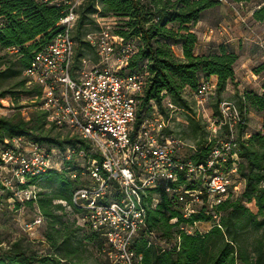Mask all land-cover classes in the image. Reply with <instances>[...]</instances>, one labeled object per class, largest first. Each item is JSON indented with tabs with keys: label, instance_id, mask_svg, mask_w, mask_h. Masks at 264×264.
<instances>
[{
	"label": "trees",
	"instance_id": "16d2710c",
	"mask_svg": "<svg viewBox=\"0 0 264 264\" xmlns=\"http://www.w3.org/2000/svg\"><path fill=\"white\" fill-rule=\"evenodd\" d=\"M218 6L222 5L217 0H88L86 5L83 1L78 9L74 34L76 68H80L82 60L89 55L86 51L91 50L94 54L91 46L83 40L86 33L91 32L83 29L88 26L90 16L104 18L111 14L123 18L121 26L111 32L124 41H134L136 49L118 74L120 78L139 74L145 80L142 95L135 98L134 130L144 117L151 114L153 105L168 120L169 110L164 105L168 100L174 108L189 114L186 125L194 146H188L193 148L187 159L195 164L208 157L216 140L195 119L194 105L186 100L185 90L193 96L201 79L216 77L212 107L217 120L218 105L224 100L227 84L236 85L234 66L239 56L231 48L219 45L206 53H196L198 38L192 32V26L200 20L203 12ZM62 17V8L37 0H0V100L11 96L31 101L39 96L40 91L36 88L25 87L23 72L34 55L59 33L57 24ZM252 19L264 25V3L252 13ZM82 31L85 32L83 35ZM13 47L17 51L9 52ZM175 47L181 48L180 57L176 55ZM262 69L264 66L253 69V72L258 74ZM12 81L14 83H7ZM235 98L234 103L245 115L247 123L236 129V160L228 161L224 171L235 168L234 179L243 182L241 192L236 197H227L209 212L203 209L188 219L182 217L178 203L163 193L159 195L158 204L146 210V225L149 232L170 248L148 246L146 238L141 236L133 245L136 255L141 257L139 264H264V92L248 91ZM21 108L24 107L18 109ZM250 109L261 116V130L248 135ZM45 124L48 125L46 116L39 110L30 114L27 121L20 113L0 117V145L15 138H26L43 145L48 151L55 148L62 153L77 144L85 151L89 149L74 136L68 141L49 138L41 133ZM225 133L226 128L222 127L216 137L224 138ZM71 172L77 174L75 179L70 177ZM80 179L79 170L72 167L71 162H65L62 170L51 169L42 176L29 179L26 185L55 181L58 190H38L34 200L23 203L18 202L12 190L0 181L3 193L0 196V217L6 214L7 202L11 201L14 210H18L21 204L36 209L37 216L44 223L42 241L38 243L24 235L6 240L4 225L0 223V264H86L83 255L88 244L93 245L96 254L103 258L95 264H113L105 255L104 239L78 223L81 212L72 206L71 198L81 183ZM156 195L149 192L145 200L147 206ZM251 205L253 209L249 207ZM67 212L73 216L72 221L65 219ZM207 222L210 229L203 234L186 235L179 231L180 226ZM83 228H88L87 235H83Z\"/></svg>",
	"mask_w": 264,
	"mask_h": 264
},
{
	"label": "built area",
	"instance_id": "2783aa9c",
	"mask_svg": "<svg viewBox=\"0 0 264 264\" xmlns=\"http://www.w3.org/2000/svg\"><path fill=\"white\" fill-rule=\"evenodd\" d=\"M37 1L62 8L63 17L57 24L59 33L34 55L23 72L25 87L40 91L31 100L33 108L45 114L49 126L70 131L89 147L85 151L77 144L60 153L63 164L71 162L81 176L71 198L72 206L81 212L78 223L104 239L105 255L111 263L139 264L141 257L136 255L133 245L141 236L148 246L170 248L146 225V210L158 204L159 195L163 193L178 203L182 217L188 219L198 213V205L209 212L227 197L241 192L239 181L231 177L235 168L229 172L224 168L228 161L236 160V129L246 125L245 115L233 101L222 100L218 105L219 118L208 120V132L216 140L208 157L197 164L182 157L184 144L166 135L168 120L156 106L134 130L135 98L142 95L145 80L139 74L121 78L118 74L135 52L134 41H124L108 27L86 33L83 40L91 46L97 61L89 66L90 60L83 59L72 79L74 32L78 9L85 0ZM217 1L232 6L231 0ZM16 51L14 47L9 50ZM214 95L215 84L201 79L192 100L194 111L204 120L203 113ZM164 105L169 114L175 109L168 100ZM222 127L226 128L225 136L218 138ZM52 152L26 138L0 145V181L12 190L18 202L36 198L38 190L26 186L27 181L54 169ZM70 177L75 179L77 174L71 172ZM150 191L157 195L147 206L145 200ZM41 224L42 218L37 216L25 229ZM198 224L180 226L179 231L186 235L205 233L207 230L197 229Z\"/></svg>",
	"mask_w": 264,
	"mask_h": 264
},
{
	"label": "rangeland",
	"instance_id": "374dc122",
	"mask_svg": "<svg viewBox=\"0 0 264 264\" xmlns=\"http://www.w3.org/2000/svg\"><path fill=\"white\" fill-rule=\"evenodd\" d=\"M88 0L84 1V5H86ZM264 3V0H242L241 2L238 0H231L232 6L229 5H222L218 6L214 9L207 10L201 14L200 20L192 26V32L197 35L198 44L196 46V53L198 54L199 49H203V53H206L209 49H207L206 45H211L217 47L218 44L225 43L224 45L228 46L229 49L237 50L239 59L236 62L234 67H240L241 63L244 62L245 52L247 51V47L253 49L256 53V59L249 60L248 64L246 65V69L249 72L247 75L243 77L246 78L245 88L248 91L257 92L261 94L264 92V69H262L258 74L253 72V69L259 68L264 66V52H259L257 46L254 43H250L245 40V35L247 33L253 34H261L264 32V25L256 23L252 19V13L260 7V5ZM91 20L88 21V26L83 28L84 31L86 29L96 30L99 28H106L108 27L110 30H116L119 26H121L122 22L124 21L123 18L115 17L111 14L106 15V17L99 19L98 16H90ZM76 30V29H75ZM77 31V30H76ZM76 31L74 33H76ZM82 31V35L83 32ZM85 33V32H84ZM81 35V36H82ZM209 38L207 41L206 39ZM76 44V43H75ZM204 45V46H203ZM76 47V46H75ZM86 49V48H85ZM175 53L177 54L176 47L174 48ZM90 59L89 66L96 64L97 58L96 56L91 53V50L88 52L86 51ZM75 61V60H74ZM77 67L76 62H74V66L71 69V78L73 79V71ZM255 75L256 78L252 77ZM250 79L251 81L248 82ZM237 79H240L237 76ZM255 82H252V81ZM9 84L14 83L7 82ZM250 84V85H249ZM262 89V91H260ZM184 96L186 100L193 105L192 95L188 90H185ZM224 98V97H223ZM214 102V98L209 99L206 109L203 113L204 118H202L201 114L195 112V119L199 121L201 124L205 126L206 131H208L209 122H212L216 119L215 111L212 107ZM32 102L28 101L24 97L15 98L13 99L11 96H6L5 98L0 100V117H12L16 114H21V117L27 121V118L30 114L34 113L33 107H31ZM19 107H24L18 109ZM199 114V115H198ZM189 114L185 113L182 110L175 108L170 114L168 119V128L166 130L167 136H172L173 138L179 139L184 145L181 148V156L189 158L192 155V149L188 146H194L193 141L190 138L189 130L186 125V117ZM260 115L256 112H252L248 118L249 126H251L250 131L255 132L258 130L259 126V118ZM210 129V128H209ZM41 133L47 135L51 139H57L58 141H68L73 139L72 134L68 130H58L55 129L47 124L41 127ZM52 167L56 170H62L63 168V160L62 155L59 151L55 148H52ZM76 158V157H75ZM79 163V162H77ZM75 163V164H77ZM61 174L68 177L66 172H62ZM235 175H231L234 178ZM35 189L43 191H51V190H58L59 187L53 182L48 181H40L34 186ZM3 193L0 191V196ZM8 208L5 210V215L0 217V223L4 225L5 231L3 233V237L11 241L12 239L18 237L19 235L26 236L30 241L33 242H40L41 233L44 228V223L40 225V227H33L32 229H25V225L30 223L35 217L38 215L36 209H32L24 204L20 205L18 210H14L13 202H7ZM178 206V205H177ZM253 209V206H249ZM208 208H204L203 205H198L197 211L200 212L201 210ZM69 212V210H67ZM66 213L65 219L72 221L73 216L69 213ZM210 227V223H199L197 225V229L201 232L208 230ZM83 235H87L89 233L88 228H83ZM93 245L88 244L86 247V252L83 255V262L86 264H95L97 261L99 262L103 258L96 254Z\"/></svg>",
	"mask_w": 264,
	"mask_h": 264
},
{
	"label": "crops",
	"instance_id": "0c3cea01",
	"mask_svg": "<svg viewBox=\"0 0 264 264\" xmlns=\"http://www.w3.org/2000/svg\"><path fill=\"white\" fill-rule=\"evenodd\" d=\"M245 40H247L248 42H250V43H254L256 46H257V50L261 53V52H264V32H262L261 34H253L252 32L251 33H247L246 35H245V38H244ZM207 41L209 40V38H207L206 39ZM225 43H221V44H218L217 46H219V45H224ZM204 46V45H203ZM206 47H207V49H214L215 47L214 46H211V45H206ZM176 50H177V56H181V48L180 47H176ZM247 51L245 52V55L247 56L246 58H245V60H244V62H242L241 63V69H240V67H235V69H234V83L236 84L235 86H233V85H231V84H227V86H226V91H225V93H224V95H223V99L224 100H228V101H235V96L236 95H239V96H241V95H243L245 92H248V90L244 87L245 86V84L244 83H246V78H244L243 76L244 75H247L248 73H251V72H249L248 71V69H246V65L248 64V62H249V60H253V59H256V53L253 51V49H251L250 47H247V49H246ZM90 51V50H89ZM88 51V52H89ZM237 55H238V49L235 51V50H233ZM199 52H203V49H199ZM198 52V53H199ZM91 53H92V51H91ZM239 56V55H238ZM88 60H90L89 59V57L87 56L86 57ZM115 64V62L113 61L112 62V65H114ZM252 75V77L254 78V80H255V78H256V76L255 75H253V74H251ZM237 76H239V78L240 79H237ZM248 79V78H247ZM210 80L214 83V84H216L215 82H216V77H210ZM249 81L248 82H250L251 80L250 79H248ZM252 81V82H255V81ZM250 85V84H249ZM260 91H262V89L260 90ZM255 93H257V92H255ZM257 94H259V93H257ZM252 112H254L253 110H249L248 111V118H249V116L251 115V113ZM260 119H259V126H258V130H256L255 132H257V131H260L261 130V116L259 117ZM249 122V121H248ZM250 128H251V126H249V123H248V126H247V129H246V132H247V134L248 135H250V134H252V133H255V132H251L250 131ZM240 183V185H241V189L243 188V182L242 181H240L239 182ZM41 239H42V233H41ZM42 241V240H41Z\"/></svg>",
	"mask_w": 264,
	"mask_h": 264
}]
</instances>
